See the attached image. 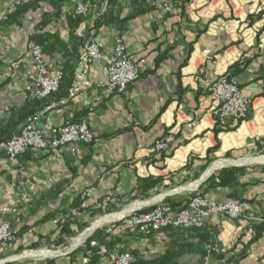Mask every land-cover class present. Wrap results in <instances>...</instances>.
I'll list each match as a JSON object with an SVG mask.
<instances>
[{
	"label": "crops",
	"instance_id": "0c3cea01",
	"mask_svg": "<svg viewBox=\"0 0 264 264\" xmlns=\"http://www.w3.org/2000/svg\"><path fill=\"white\" fill-rule=\"evenodd\" d=\"M89 1L92 15L83 22L94 28L108 13V21L97 31L103 51L112 53L115 38L121 36L142 66L141 78L125 93L105 98L93 109L104 95L101 86L106 80L102 66L93 65L90 91L69 99L64 84L41 104L43 109L35 116L49 128L88 118L95 132L93 144L66 149L60 161L46 151L30 150L11 170L5 169L6 155L0 152V207L12 194L22 213L15 225L16 241L7 251L0 250V264H80L83 253L71 255L80 246L23 259L34 244L38 249L64 250L74 235L86 233L92 212L106 196L124 207L155 202L160 196L182 207L211 176L233 168L240 170L236 190L220 187L209 190L207 197L220 201L236 194L249 203L258 220L215 221L192 234L173 228L149 236L133 233L121 241L142 262L190 245L206 253L203 264H264V233L255 240L253 227L264 223V162L252 161L264 155V0H178L181 20L152 10L151 0H112L110 6L107 0ZM8 2L0 0V130L16 124L19 112L34 101L25 97L35 78L28 50L32 38L50 37L48 45L55 39L63 43L64 49L45 54L52 66L67 74L77 64L82 45L69 21L76 0H64L60 13L52 0H45L39 9L15 21H8ZM223 76L235 79L251 98L244 123L231 117L224 127L217 123L205 84ZM168 136L170 151L153 153L155 143ZM216 164L222 165L208 176ZM157 179L161 182L155 188L142 190L143 181ZM91 188L96 195L84 204L81 194ZM78 200L88 211L75 206ZM62 225L72 235L61 233ZM92 231L76 242L97 230ZM60 241L65 244L57 246ZM202 251L182 254L173 263L202 264Z\"/></svg>",
	"mask_w": 264,
	"mask_h": 264
},
{
	"label": "built area",
	"instance_id": "2783aa9c",
	"mask_svg": "<svg viewBox=\"0 0 264 264\" xmlns=\"http://www.w3.org/2000/svg\"><path fill=\"white\" fill-rule=\"evenodd\" d=\"M33 0H9L6 13L13 15L19 8L28 5ZM150 7L156 12L169 15L181 20L182 11L178 0H151ZM92 4L89 0H76L70 17L86 19L92 15ZM77 36L83 39L77 62L74 82L69 89V99L86 94L93 88L89 78L91 66L100 65L106 73V80L102 84L104 95L96 99L93 109L100 105L105 98L125 93L130 86L135 85L141 78L142 66L130 54L121 36L115 38L112 53L103 51V44L94 28H88L84 22L76 30ZM28 50L33 60L35 78L26 87L25 97L31 100L43 101L58 93L65 78L63 71L52 66L42 46L32 42ZM205 89L215 106L217 123L224 127L227 118L244 123L248 120L251 98L245 94L239 83L228 76L208 80ZM95 142V132L89 119L79 121L68 120L62 126L46 127L40 125L38 117H30L25 127L15 134L12 139L0 145V152L6 155L5 169L11 170L20 157L30 150L46 151L54 160L60 161L64 151H76L80 144L91 145ZM172 143L171 136L157 141L152 148L153 153L169 152ZM94 188L85 190L81 200L86 202L95 197ZM86 208L88 206H85ZM121 202L113 196H106L97 203V209L104 210L105 216L120 210ZM21 210L17 199L7 194L4 204L0 207V250L7 251L16 241L15 225L21 221ZM9 217V219H5ZM246 219L248 222L258 220L256 213L248 202L229 197L224 200L201 195L192 196L182 206L174 208L161 199L153 204L132 210L129 214L118 218L111 227L106 229L108 234L124 237L127 234L140 233L146 236L167 229L193 230L201 229L212 222L238 221ZM32 231L27 233V237ZM93 233H91L92 235ZM90 236V235H89ZM85 243V242H84ZM83 244V243H82ZM93 241L90 247H97ZM101 254L107 259L101 264H139L138 259L131 254L123 241L116 243L112 252L108 254L106 248H101ZM91 252L82 257L80 264H88Z\"/></svg>",
	"mask_w": 264,
	"mask_h": 264
},
{
	"label": "trees",
	"instance_id": "16d2710c",
	"mask_svg": "<svg viewBox=\"0 0 264 264\" xmlns=\"http://www.w3.org/2000/svg\"><path fill=\"white\" fill-rule=\"evenodd\" d=\"M44 1L45 0H33L30 4L19 8L17 13H15L13 15H8V21L10 19H13L15 21L20 15H22L28 11H35V10L39 9L41 4ZM63 2H64V0H52V4H53L54 8L59 13L61 11V5ZM107 3H108V6H110V4L112 3V0H107ZM107 16H108V13L104 14L100 20H97L94 23L93 26H94V29L96 31H98V29L101 28L108 21ZM69 21L71 24L74 23V28H78L81 25V23L84 21V19L83 18L73 19L70 17ZM50 40H51L50 37L42 38L39 36H34L31 40V42H34V43L42 46L45 53H52L57 49H59V50H61L62 48L64 49V45L60 40L55 39L53 44L48 45L47 43H50ZM78 41L80 42V45H81L83 40L81 38H78ZM76 65L70 70V72L68 74L66 72H64L65 78L62 82L60 89H62L63 85L65 84L67 90L69 91V89L72 86L74 79H75L76 70H77ZM50 98L43 100V101L34 100L30 104H28L27 107H29V108H23L22 111L19 112V114L17 115L16 124L8 125L5 130H0V145L8 143L15 134H18L19 131L17 130V126H19L21 123L27 121L30 117H34L41 109H43L41 104L44 101H48ZM164 157H167L166 154L163 155V158ZM239 172H240L239 169H234V168L233 169H223L219 173H216L213 176H211L208 179V181L193 196H195V195L207 196V192L209 190L217 189L220 187L221 188H227L228 187V188H233L236 190V186L239 184L238 177H237V174ZM159 182H161V180H158V179L152 180V181H143L142 190L153 189L159 184ZM231 197L240 199L236 194H232ZM165 203L171 205L174 208H177V205L174 204L173 202H171L170 199H166ZM82 204L83 203L80 200H78V202L75 204V206L82 212L88 211L86 208L82 207ZM105 214H106V212L104 210L97 209L96 211L92 212L91 218L93 219L97 216H103ZM85 227H83L82 230ZM253 227H254V230L256 231L255 240H258V239H260V237L264 233V223H262L259 226H253ZM60 229H61V233H63V234H66L68 236L72 235V232L66 226L62 225L60 227ZM206 229H207V226L204 228H201V229H193V230L177 229V230H181V232L183 234H192V233L203 232ZM93 241L97 242V244H98L97 247H90V244ZM119 241H121V237H118V236H115L112 234H108L106 232V230H104V229L103 230H97L86 241L85 248L80 247L75 252H73L71 255L83 253V255L85 256L87 254V252L90 251L91 256L89 257V263L88 264H101L102 261L107 257V255L101 254V248L102 247L106 248L108 251V254H109L110 252L113 251L116 243ZM62 244H65V243L60 241L59 243H57V246L62 245ZM31 248L35 249V248H37V245L34 244L31 246ZM180 250H181V252H178V253H170L169 252L165 256H163L161 258H157L155 260H150V261H146V262L139 261V264H174L173 260L176 257L182 256V254H185V253L190 254L191 251H196V252L202 251V250H200V248L195 249L190 245H185ZM201 254L204 256V259L202 260V264H203V262L205 260L206 253L202 251Z\"/></svg>",
	"mask_w": 264,
	"mask_h": 264
},
{
	"label": "rangeland",
	"instance_id": "374dc122",
	"mask_svg": "<svg viewBox=\"0 0 264 264\" xmlns=\"http://www.w3.org/2000/svg\"><path fill=\"white\" fill-rule=\"evenodd\" d=\"M264 155H262V156H259V157H257V158H260V157H263ZM254 159H256V158H254ZM254 164H259V163H254ZM158 198V197H157ZM156 199V198H155ZM162 199V196H160L159 197V200H161ZM154 200V199H153ZM153 200H147V201H145V202H140L141 204H144L143 206H146V205H150V204H153V203H155V202H157V201H159V200H157V201H155V202H153ZM135 204H138V203H131L130 204V206H127V207H124V206H121L120 207V210H118V212H116V213H119V214H121V213H123L124 211H126V210H128V209H130L132 206H134ZM142 206V207H143ZM129 214V213H128ZM112 215H116V214H112ZM109 216V215H108ZM104 217H106L105 215H103V216H97V217H95V218H93L92 220H91V222H90V226L88 227V229L89 228H92L93 226H94V224L98 221V220H100L101 218H104ZM116 221V220H115ZM114 220L113 221H110L109 223H107V224H105V225H103L102 227H100V228H98V229H96V230H106L108 227H111L113 224H114V222H115ZM87 229V230H88ZM92 230V229H91ZM91 230H88L85 234H83L81 237H83V236H86V234L88 233V232H91ZM93 232V231H92ZM90 234V233H89ZM81 235V232L80 233H77L76 235H74V240L69 244V246H67L64 250H58V249H53V248H50V247H47V248H40V249H38V248H35V249H29V250H27V252L25 253V252H23L21 255H24V253L26 254V255H30V254H36L35 256L33 255V256H29L28 255V257L27 258H24L23 260H30V259H34V258H38V257H40V258H44V256H41L39 253H44V252H49V253H52V255H56L57 254V252H68L70 249H71V247H73L72 245H74V243L77 241V240H79L80 239V236ZM93 235V234H92ZM91 234H90V236H89V238L92 236ZM87 236V237H88ZM88 238H86V239H84L83 240V242H80V244H82V245H84V241H86ZM77 243V242H76ZM75 246V245H74ZM80 247H81V245H80ZM50 257H52V256H50ZM50 257H48V258H50Z\"/></svg>",
	"mask_w": 264,
	"mask_h": 264
},
{
	"label": "bare ground",
	"instance_id": "6f19581e",
	"mask_svg": "<svg viewBox=\"0 0 264 264\" xmlns=\"http://www.w3.org/2000/svg\"><path fill=\"white\" fill-rule=\"evenodd\" d=\"M249 161H250V162L255 161V162H261V163H262V162H264V157H261V158H258V159H256V160H252V161L249 160ZM220 165H222V164H216L215 166H213L212 171H213V170H216L215 167H218V166H220ZM140 206H141V204H136V205L132 206L130 209L124 211V212L121 213V214L109 215V216H106V217H104V218H101L100 220H98V221L95 223L94 226H95L96 228L102 227L103 225L109 223L110 221L117 220L118 218L124 216L125 214H128V213H129L130 211H132V210H137V209H139ZM92 230L95 231L96 229H93V227H92ZM80 238H81V237H80ZM75 244H76V245H77V244H80V242H77V243H75ZM39 254H40V255H49V253H47V252H45V253H39Z\"/></svg>",
	"mask_w": 264,
	"mask_h": 264
},
{
	"label": "water",
	"instance_id": "95a60500",
	"mask_svg": "<svg viewBox=\"0 0 264 264\" xmlns=\"http://www.w3.org/2000/svg\"><path fill=\"white\" fill-rule=\"evenodd\" d=\"M213 171H214V170H213ZM213 171H212V170L209 171V173H208L207 175L209 176L210 174H212ZM91 229H92V228H89L88 230H91ZM88 230H87V231H88ZM87 231H86V232H87ZM93 232H94V231H93ZM84 234H85V233H84ZM80 237H81V236H80ZM80 245H81V244H77V245L75 244V246L72 247V250H71V251H74V250L77 249Z\"/></svg>",
	"mask_w": 264,
	"mask_h": 264
}]
</instances>
